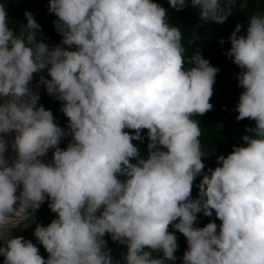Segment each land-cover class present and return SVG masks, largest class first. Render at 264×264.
<instances>
[{
  "label": "clouds",
  "instance_id": "obj_1",
  "mask_svg": "<svg viewBox=\"0 0 264 264\" xmlns=\"http://www.w3.org/2000/svg\"><path fill=\"white\" fill-rule=\"evenodd\" d=\"M6 3L3 264H174L179 244V264H264V7L249 14L235 9L238 0H48L62 37L49 46L36 38L40 8L26 11L17 31ZM188 5L198 11L187 24L227 26L211 42L201 33L195 46L220 60L217 46L241 69L231 87L218 84L217 62L188 53L176 14ZM214 104L241 127L238 146L217 158L214 132L194 119ZM201 213L207 223L198 227Z\"/></svg>",
  "mask_w": 264,
  "mask_h": 264
},
{
  "label": "trees",
  "instance_id": "obj_2",
  "mask_svg": "<svg viewBox=\"0 0 264 264\" xmlns=\"http://www.w3.org/2000/svg\"><path fill=\"white\" fill-rule=\"evenodd\" d=\"M156 2L160 3L161 5L167 4L168 0H156ZM35 7H39L40 10L38 12L36 22L41 26V31L37 35L38 41H43L45 43H48L49 46H54L55 44H60V41L62 39L61 35L56 31L55 26L53 24V21L57 19V17L49 13L48 11V0H7L6 3V10L8 12V17L10 24L9 26L13 28L14 30H19L20 27L24 24H26V17L24 13L26 11L33 12V9ZM264 7V3L261 2V0H248V3L245 5L244 0H238L236 10H242L245 13L249 12V14H253L258 11V8ZM192 10H197V8H193L188 5L182 10H175L178 13L177 17L179 21L182 23V33L184 35V43L186 47L188 48V53H194L197 49L200 50L202 56L204 59L214 60L220 65L219 72V80L218 84L226 81V86L231 87V81L230 78H232V74H238L241 69L235 65L231 58L228 56H223L220 53H218L217 46L214 47L212 50L213 54L219 58L220 60L214 58L211 56L208 52L207 54L211 57H208L206 54V51L198 46H195V43L198 42L200 39L201 33L206 36L211 41L222 38V36L226 33L227 26H224L223 24H214V23H208V24H196L193 23L191 25L187 24L188 18L190 16L188 14H192ZM180 23V25H181ZM192 23V22H191ZM195 39L191 44L189 41ZM50 79V77H47ZM224 80V81H223ZM223 87L225 88V85L223 83ZM228 90V89H227ZM42 98L45 100H48L50 95L47 93L46 88L42 85ZM194 119L200 120V127L201 131L203 132L206 130V133L214 132V135L216 137V144L210 145L213 147L215 152L213 153L212 157L216 154V158L220 155H224V152L227 151L230 146H238V137L241 133V127L238 125L237 122L234 121V119L227 116L224 112V109L214 104L211 111L207 112L202 117H194ZM147 133V130H144ZM207 140V139H206ZM204 140V141H206ZM243 143V142H242ZM201 177H197L194 181V186L192 189V194L196 197L198 196V188L196 187L197 184H199ZM36 217V216H35ZM33 217V218H35ZM49 214L48 212H44L41 214V219H48ZM207 217L203 216V214H198V218L196 221V225L198 227L205 226L207 223ZM36 221V219L34 220ZM28 221V223H30ZM47 226V225H46ZM181 248V245H178V249L175 252V256L177 257L174 264H179V260H182V258H179V249ZM159 255H162L159 254ZM0 264H3V257H0ZM167 264H173L172 261H168Z\"/></svg>",
  "mask_w": 264,
  "mask_h": 264
},
{
  "label": "bare ground",
  "instance_id": "obj_3",
  "mask_svg": "<svg viewBox=\"0 0 264 264\" xmlns=\"http://www.w3.org/2000/svg\"><path fill=\"white\" fill-rule=\"evenodd\" d=\"M5 138H6V136H5ZM11 159H9V161H10ZM9 165H10V163H9ZM106 241H107V244H110V240H111V237H109V238H107V239H105ZM121 245V244H120ZM114 246V244L113 245H111L108 249H110V248H112ZM121 248H122V245L120 246Z\"/></svg>",
  "mask_w": 264,
  "mask_h": 264
},
{
  "label": "rangeland",
  "instance_id": "obj_4",
  "mask_svg": "<svg viewBox=\"0 0 264 264\" xmlns=\"http://www.w3.org/2000/svg\"><path fill=\"white\" fill-rule=\"evenodd\" d=\"M35 80H38V77ZM5 235L7 236V233Z\"/></svg>",
  "mask_w": 264,
  "mask_h": 264
},
{
  "label": "water",
  "instance_id": "obj_5",
  "mask_svg": "<svg viewBox=\"0 0 264 264\" xmlns=\"http://www.w3.org/2000/svg\"><path fill=\"white\" fill-rule=\"evenodd\" d=\"M40 254V253H39Z\"/></svg>",
  "mask_w": 264,
  "mask_h": 264
}]
</instances>
